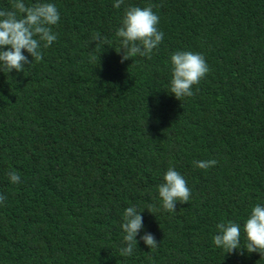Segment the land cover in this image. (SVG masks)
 <instances>
[{"label":"trees","instance_id":"1","mask_svg":"<svg viewBox=\"0 0 264 264\" xmlns=\"http://www.w3.org/2000/svg\"><path fill=\"white\" fill-rule=\"evenodd\" d=\"M40 2L57 7V39L23 72H0V264H264L213 243L231 221L244 248L242 226L264 205V0H24ZM148 5L163 41L121 62L124 11ZM177 51L209 66L180 100L169 93ZM169 167L191 190L175 212L158 195ZM129 206L143 227L123 256Z\"/></svg>","mask_w":264,"mask_h":264},{"label":"clouds","instance_id":"2","mask_svg":"<svg viewBox=\"0 0 264 264\" xmlns=\"http://www.w3.org/2000/svg\"><path fill=\"white\" fill-rule=\"evenodd\" d=\"M123 3L124 0H115L113 7L120 8ZM152 7L128 6L125 9L121 25L115 33L120 44V50L116 51L121 53V62L137 55L150 58L153 50L163 41L164 33L158 28L159 16L153 12ZM59 19L57 7L48 2L26 6L24 0H12L11 10L0 9V72H23L25 65H30L33 60L40 61L43 58L41 49L48 48L57 39L52 26L57 25ZM92 41H103V37L95 33ZM170 63L169 93L178 100L193 96V86L198 85L209 72L204 56L190 51H177L171 55ZM194 163L197 168L206 170L215 166L217 161L211 159ZM7 175L13 184L21 182L16 171H9ZM158 195L162 209L175 212L177 202L189 201L191 190L182 175L169 167L163 175V182L158 185ZM5 200L6 197L0 194V204ZM148 211L152 213V210ZM140 212L135 206L125 208L123 212L121 229L126 245L120 250L123 256L132 255L134 247L137 246L136 237L143 227ZM216 228L218 234L213 236V243L224 254L246 250L248 253L258 252L264 256V205L257 204L252 207L242 226L244 248L240 247L241 225L229 221L218 223ZM140 240L148 248L154 249L158 245L151 233H144Z\"/></svg>","mask_w":264,"mask_h":264},{"label":"bare ground","instance_id":"3","mask_svg":"<svg viewBox=\"0 0 264 264\" xmlns=\"http://www.w3.org/2000/svg\"><path fill=\"white\" fill-rule=\"evenodd\" d=\"M230 182V181H229ZM224 189V188H223ZM238 193V192H237Z\"/></svg>","mask_w":264,"mask_h":264}]
</instances>
